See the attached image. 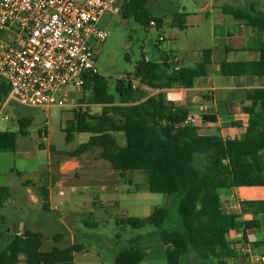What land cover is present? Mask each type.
<instances>
[{
	"label": "trees",
	"instance_id": "1",
	"mask_svg": "<svg viewBox=\"0 0 264 264\" xmlns=\"http://www.w3.org/2000/svg\"><path fill=\"white\" fill-rule=\"evenodd\" d=\"M147 3L148 0H126L121 4L120 14L145 28L152 27V22L156 23V28H162L163 18L152 14ZM225 11L264 35V12ZM186 17L185 13L172 14L175 27L186 29ZM257 51L259 60L222 62L221 75L264 79V41L259 43ZM205 54L203 64L181 67L177 71L173 56L167 53L158 60L144 58L133 75L116 82L112 93L105 76L88 77L83 101L101 105L102 111L95 115L89 111L75 112L74 119L64 129L68 142L73 141L76 133L92 135L73 154L75 157L99 148L100 158L109 162L121 177L125 178L127 172L144 171L151 193L178 196L181 221L177 229H164L170 218V211L165 207L156 208L147 218L130 217L120 222L135 229L158 228L166 246L168 264H186L189 258H194L196 264H225L224 259L234 255L226 234L243 226L238 221L239 216L223 210L219 190L264 187V86L247 93L253 105L244 111L250 115L251 123L241 139L201 135L198 127L185 124L191 110L167 100L166 90L191 87L197 78L207 76L212 51ZM143 87L160 92L148 96ZM258 105L262 106V111L257 110ZM31 125V118L20 119L23 134ZM117 133L124 134V146L119 145ZM17 139L15 132L0 131V153L16 151ZM24 186L37 188L42 209L49 213L47 183L40 187L27 181ZM10 198V190L0 188V225L7 223L1 208ZM243 207L255 214L264 213V202H245ZM54 240L59 244L63 235H55ZM44 241L42 232L12 231L9 243L0 251V264H74L75 254L84 250L82 246L73 245L54 246L45 252ZM146 255L139 239L133 238L129 249L116 257L115 264H141Z\"/></svg>",
	"mask_w": 264,
	"mask_h": 264
},
{
	"label": "rangeland",
	"instance_id": "2",
	"mask_svg": "<svg viewBox=\"0 0 264 264\" xmlns=\"http://www.w3.org/2000/svg\"><path fill=\"white\" fill-rule=\"evenodd\" d=\"M125 1L119 0L122 5ZM194 1L158 0L156 4L150 0L149 8L170 21L177 10L197 9ZM215 1L217 6L221 5V0ZM101 26L110 32V36L105 44L94 45L97 70L107 78L111 93L116 82L133 75L144 58L158 60L166 49V44L159 45L160 32L156 28H145L133 19H124L122 14H106ZM166 33L168 35V31ZM152 92L147 89L148 94ZM64 94L69 100L66 108L55 107L45 112L38 108L18 107L16 111L7 110L6 114L10 117L8 121L0 120V131L18 134L17 151L0 153V185L8 186L17 195L24 192L22 183L26 181L41 187L43 183H40V179L47 181L51 168L52 205L58 209L56 213L44 212L30 201L20 203L18 209L5 208L2 213L10 227L14 228L23 221L30 229L44 233L42 249L45 252L51 251L54 246H82L84 250L75 254V264H115L116 257L129 249L133 238H138L141 247L147 252L141 264H168L166 246L159 236L158 228L147 226L135 229L120 222L130 217L147 218L156 208L165 207L170 211V218L164 229H177L181 221L178 196L151 193L144 171L127 172L125 178L121 177L109 162L99 157V148L87 153L83 161L84 170L77 171L68 165L66 170L70 169V173H60V164L73 157L78 148L92 136L76 133L72 142L67 141L64 131L67 126L66 115L73 104L86 102L81 101L85 95L81 89L68 87ZM98 108L92 107L91 114L99 113ZM23 117L32 119L26 134L20 131V119ZM116 137L120 146L126 144L124 134L118 133ZM88 161L94 162L89 164ZM18 172L23 176L20 177ZM29 188L39 197L37 188ZM17 229L20 233L24 230L18 225ZM57 234H62L64 238L59 244L54 240ZM2 249L4 244L0 242V251ZM196 263L194 258L186 262Z\"/></svg>",
	"mask_w": 264,
	"mask_h": 264
},
{
	"label": "crops",
	"instance_id": "3",
	"mask_svg": "<svg viewBox=\"0 0 264 264\" xmlns=\"http://www.w3.org/2000/svg\"><path fill=\"white\" fill-rule=\"evenodd\" d=\"M149 2L150 0L147 3L148 10L164 20L163 27L160 29L156 26L149 27L156 28L160 32L159 45L166 44V49L162 52V55L167 53L177 57L182 67H193L203 64L206 60L205 52L212 51L207 76L197 78L191 87L166 90L168 102L190 109V113L196 116L197 127L201 135H218L224 140L241 139L251 123L250 115L244 111L245 108L253 105L252 101L247 99V93L250 90L263 87L264 79L250 76L224 77L221 75V63L224 61L259 60L260 54L257 48L259 43L264 41V35L257 28L237 20L225 10L264 12L262 0H221L219 6H217L215 0H195L194 3L197 9L187 10L184 8L182 11L173 12V14H187L186 29L175 27L173 19L166 21L165 17L155 14L149 8ZM154 3L159 2L154 0ZM166 31H168V35ZM135 83L139 84L138 81H135ZM143 88L146 92L147 89H150ZM159 92L160 90H153L152 93L147 94L153 96ZM84 98L81 101L86 102L83 103L86 105V111L91 113V108L98 106L99 113H101V105H90L87 101H83ZM77 104L80 103L73 105ZM257 110L262 111V106L258 105ZM75 112L78 111L72 107L69 109L65 118L66 124L74 119ZM87 153L80 157L72 155L73 157L69 160L63 161L59 167L60 173L69 174L70 169L66 170L68 165H71L72 169L77 171L84 170L83 161ZM94 161H88V163L92 164ZM19 173L21 172H18V175ZM50 174L51 168L47 181L40 179V183H47L50 195V213H56L58 209L52 205L53 188ZM24 183H22L25 188L24 192L17 195L8 186L0 185V188H8L11 192V198L4 203L1 211L8 207L13 208L12 210L18 209L20 203L25 201H30L33 205L42 208L41 199L33 193L31 188L25 187ZM219 193L223 210L228 214L239 216L238 221L243 226L240 231L244 234L242 239H238L235 230L227 232L226 241L229 243L234 255L225 258V264H264L262 260L264 258V213L255 214L243 207L245 202H264V187L221 189ZM17 225L20 229H30L23 221L18 222ZM17 225L14 228L13 226L10 227L7 220L5 225L0 226V242H3L4 248L11 239L12 231L16 232Z\"/></svg>",
	"mask_w": 264,
	"mask_h": 264
},
{
	"label": "built area",
	"instance_id": "4",
	"mask_svg": "<svg viewBox=\"0 0 264 264\" xmlns=\"http://www.w3.org/2000/svg\"><path fill=\"white\" fill-rule=\"evenodd\" d=\"M120 12L119 0H0V120L18 107H68L64 90H83L99 74L94 45L110 36L102 19ZM172 63L176 71L182 67L175 56ZM72 108L86 111L83 103ZM185 124L197 127L196 116L190 113Z\"/></svg>",
	"mask_w": 264,
	"mask_h": 264
}]
</instances>
